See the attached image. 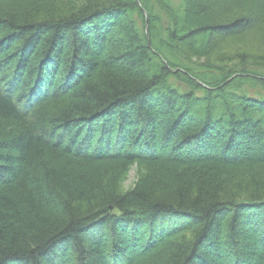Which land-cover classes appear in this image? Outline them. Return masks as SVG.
Here are the masks:
<instances>
[{
  "label": "trees",
  "instance_id": "1",
  "mask_svg": "<svg viewBox=\"0 0 264 264\" xmlns=\"http://www.w3.org/2000/svg\"><path fill=\"white\" fill-rule=\"evenodd\" d=\"M257 36L264 0H0V264H264Z\"/></svg>",
  "mask_w": 264,
  "mask_h": 264
},
{
  "label": "rangeland",
  "instance_id": "2",
  "mask_svg": "<svg viewBox=\"0 0 264 264\" xmlns=\"http://www.w3.org/2000/svg\"><path fill=\"white\" fill-rule=\"evenodd\" d=\"M173 1L175 3H180L181 0H173ZM251 41H252L253 44H257V43L263 44L264 43V40L260 36L259 37L257 36V39L255 37H252ZM138 177H139L138 169L136 167H133L129 171V174H128L127 178L124 181V187L125 188L132 187L136 183ZM253 253H254V251H253ZM250 254L253 257L252 252ZM254 254H256V252ZM247 257H249V256H247Z\"/></svg>",
  "mask_w": 264,
  "mask_h": 264
},
{
  "label": "water",
  "instance_id": "3",
  "mask_svg": "<svg viewBox=\"0 0 264 264\" xmlns=\"http://www.w3.org/2000/svg\"><path fill=\"white\" fill-rule=\"evenodd\" d=\"M148 31V30H147ZM148 33V40H149V43H150V36H149V32H147Z\"/></svg>",
  "mask_w": 264,
  "mask_h": 264
}]
</instances>
